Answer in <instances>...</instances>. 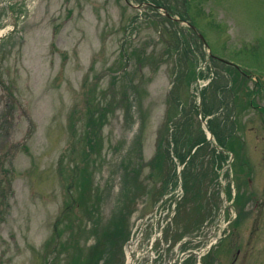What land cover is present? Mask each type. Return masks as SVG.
Wrapping results in <instances>:
<instances>
[{
    "label": "rangeland",
    "instance_id": "1",
    "mask_svg": "<svg viewBox=\"0 0 264 264\" xmlns=\"http://www.w3.org/2000/svg\"><path fill=\"white\" fill-rule=\"evenodd\" d=\"M159 251L264 264V0H0V264Z\"/></svg>",
    "mask_w": 264,
    "mask_h": 264
},
{
    "label": "trees",
    "instance_id": "2",
    "mask_svg": "<svg viewBox=\"0 0 264 264\" xmlns=\"http://www.w3.org/2000/svg\"><path fill=\"white\" fill-rule=\"evenodd\" d=\"M177 25V24H176ZM194 74H193V79H194ZM207 112H209V110H207ZM220 137V136H219ZM220 139H221V137H220ZM219 138H218V140H219V142H222L221 140H220ZM199 144H205L203 147L204 148H206L207 150H208V147L209 146H211L210 145V143H208V141H207V139H206V136H205V134L201 131V134L198 136V137H196V140H195V144L193 145V146H197V145H199ZM222 144H223V142H222ZM213 155H215V153H217V155L220 157V158H222V155H224V154H221V153H218L216 150H214L213 149ZM159 157V156H158ZM219 157H217V158H219ZM218 160V159H217ZM221 160V159H220Z\"/></svg>",
    "mask_w": 264,
    "mask_h": 264
},
{
    "label": "flooded vegetation",
    "instance_id": "3",
    "mask_svg": "<svg viewBox=\"0 0 264 264\" xmlns=\"http://www.w3.org/2000/svg\"><path fill=\"white\" fill-rule=\"evenodd\" d=\"M239 254H240V250H238V251L236 252V255H238V256H239Z\"/></svg>",
    "mask_w": 264,
    "mask_h": 264
},
{
    "label": "water",
    "instance_id": "4",
    "mask_svg": "<svg viewBox=\"0 0 264 264\" xmlns=\"http://www.w3.org/2000/svg\"><path fill=\"white\" fill-rule=\"evenodd\" d=\"M202 39L204 40V38L202 37Z\"/></svg>",
    "mask_w": 264,
    "mask_h": 264
},
{
    "label": "bare ground",
    "instance_id": "5",
    "mask_svg": "<svg viewBox=\"0 0 264 264\" xmlns=\"http://www.w3.org/2000/svg\"><path fill=\"white\" fill-rule=\"evenodd\" d=\"M5 32H7V31H5ZM2 34V33H1Z\"/></svg>",
    "mask_w": 264,
    "mask_h": 264
}]
</instances>
